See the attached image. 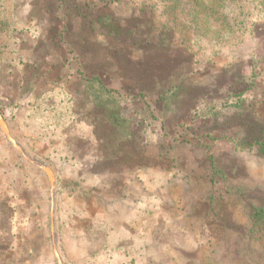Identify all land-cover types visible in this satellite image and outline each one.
<instances>
[{
	"label": "rangeland",
	"instance_id": "1",
	"mask_svg": "<svg viewBox=\"0 0 264 264\" xmlns=\"http://www.w3.org/2000/svg\"><path fill=\"white\" fill-rule=\"evenodd\" d=\"M0 115V264H264V0H0Z\"/></svg>",
	"mask_w": 264,
	"mask_h": 264
},
{
	"label": "trees",
	"instance_id": "2",
	"mask_svg": "<svg viewBox=\"0 0 264 264\" xmlns=\"http://www.w3.org/2000/svg\"><path fill=\"white\" fill-rule=\"evenodd\" d=\"M114 29V28H113ZM83 82L85 84V90L87 93H90L95 98L94 102L96 105H102V103H109L113 101L112 99L115 97L114 90L110 89L106 83V80H102L98 75H90L84 74ZM245 92V91H244ZM244 92L238 93L239 95H243ZM140 96H145V94L141 91ZM137 96V95H136ZM112 110V109H111ZM110 119L116 121L119 119L117 114L109 113ZM255 143L259 144L264 150V131L256 132L255 134ZM264 213V207H257L254 212V218L257 222H259L260 218H262Z\"/></svg>",
	"mask_w": 264,
	"mask_h": 264
},
{
	"label": "water",
	"instance_id": "3",
	"mask_svg": "<svg viewBox=\"0 0 264 264\" xmlns=\"http://www.w3.org/2000/svg\"><path fill=\"white\" fill-rule=\"evenodd\" d=\"M0 125L2 126L7 138H9L10 140H12V137H11V134H10V131H9V128L5 122V120L1 117L0 115ZM46 172L48 173L50 179H51V185H52V189H54V180H53V177H52V174L50 172L49 169L45 168ZM54 246H55V241H54ZM54 252L56 254V256H58V253H57V250H56V247L54 248Z\"/></svg>",
	"mask_w": 264,
	"mask_h": 264
}]
</instances>
